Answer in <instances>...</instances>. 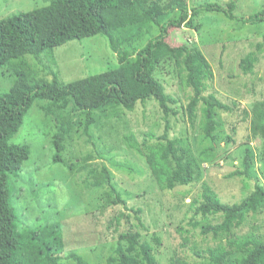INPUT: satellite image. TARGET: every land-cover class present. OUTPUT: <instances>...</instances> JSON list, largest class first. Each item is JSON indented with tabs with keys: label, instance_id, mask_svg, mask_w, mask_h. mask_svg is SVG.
I'll list each match as a JSON object with an SVG mask.
<instances>
[{
	"label": "trees",
	"instance_id": "16d2710c",
	"mask_svg": "<svg viewBox=\"0 0 264 264\" xmlns=\"http://www.w3.org/2000/svg\"><path fill=\"white\" fill-rule=\"evenodd\" d=\"M235 8L232 0L225 5L216 1L192 8L188 0H49L43 7L0 19V73L7 67L17 78L9 92L3 93L0 85V264H68L66 225L61 216V220L44 223L49 214L34 217L26 205L24 225L19 227L14 202V191L20 200L27 201L26 195H19L26 184L20 185L17 180L24 163L31 158V148L11 140L37 101L49 103L42 109L56 127L52 140L57 150L55 162L62 161L64 141L74 129L83 127L90 135L92 126H101L104 117L121 116V109L134 111L138 104L156 102L165 120L164 132H146L140 142L130 134L128 145L145 158L160 189L174 190L202 182L203 169L191 138L187 133L174 136L173 120L185 117L183 120L193 130L198 127L211 142L205 148L209 152L219 145V135L225 129L221 111L229 112L231 107L214 93L206 94L214 70L199 46L183 44L166 55H161L159 49L166 48L174 28L187 26L200 33L202 24L197 19L204 11L222 13L226 19L242 24L264 21V11L246 17L235 15ZM156 28L159 31L155 34ZM96 35L108 39L118 66L65 83L53 68L57 65L55 49ZM256 47L240 62L245 73H253L264 50V40ZM28 56L49 71L53 79L39 78ZM162 70L178 75L184 88L190 90L186 105L167 92L158 76ZM250 130L262 142L260 158L264 162V100L254 105ZM244 146L239 165L225 173V178H240L245 196L235 203L224 202L204 181L200 197L191 201L190 221L186 227L176 228L182 238L179 248L190 246L202 260L191 262L184 250L174 246L171 264H264V234L253 223L264 211V167L257 166V154L250 143ZM112 177L106 168L94 173L91 185L105 184L116 195L100 212L87 213L85 218L103 215L109 206L125 208H114L115 214L107 225L116 237L107 264H159L155 245L162 243L161 238L154 234L151 242L144 237L150 229L143 220V210L127 205ZM32 188L28 186L27 190L36 195L37 190ZM190 226L200 228L202 242L211 241L205 248L196 239L192 241L195 232ZM68 258L86 264L74 251Z\"/></svg>",
	"mask_w": 264,
	"mask_h": 264
},
{
	"label": "rangeland",
	"instance_id": "374dc122",
	"mask_svg": "<svg viewBox=\"0 0 264 264\" xmlns=\"http://www.w3.org/2000/svg\"><path fill=\"white\" fill-rule=\"evenodd\" d=\"M216 1L225 5L231 0H188V5L192 8L196 4ZM232 1L235 2L234 12L237 16L263 14L264 0ZM48 3L49 0H0V19L28 12ZM224 18L222 13L204 11L197 19L202 24L200 33L187 26L174 28L167 39L166 48L159 49L161 55H166L183 44L199 46L206 53L214 70V77L208 82L206 94L214 93L231 107L229 112L221 111L225 122V129L219 135L222 140L219 138V145L209 152H205V148L210 147L211 142L203 137L198 127L193 130L183 120L185 117L181 118L182 115L179 116L180 120H173L176 125L173 129L174 136L187 133L191 138L202 165V182L178 186L174 190H162L145 158L128 145L127 136L130 134H134L140 142L146 132L153 131L157 135L164 132L165 120L156 102L146 106L138 104L134 111L121 109V116L104 117L101 126H92L90 135L85 133L83 127L74 129L64 141L65 150L60 154L62 161L55 162L57 150L52 140L56 127L46 118L42 109L49 103L37 101L25 115L22 127L11 140L13 143L28 144L31 148V158L24 163L20 179L17 180L20 185L26 184L19 195H26L25 200L29 202H24V198L20 200L14 191L19 227L24 225L26 205L34 217L48 213L49 217L43 219L44 223L61 219L65 222V257L68 264H79L77 260L68 258L73 251L86 264H107L111 247L116 242L115 233H110L112 231L108 230L107 225L115 214V209L123 207L109 206L103 215L98 213L99 215L95 214L85 220L87 213L100 212L116 195L105 184L103 187L91 185L94 173L106 168L113 175L112 183L121 198L127 200V205L143 210V220L150 229L144 232V237L151 242L154 234L161 238L162 243L155 245L158 263L171 264L174 246L179 248L178 245L182 243L181 233L176 228L186 227L190 221L191 201L200 197L204 181L213 187L224 202L235 203L245 196L241 179H226L225 173L239 165L247 142L257 154V166L264 167L260 158L262 142L255 139L250 130L254 105L264 100V50L253 73H245L240 67L242 58L251 50H256L257 44L264 40V21L258 25H250L225 18L226 21ZM158 31L156 28L153 32L156 34ZM54 55L57 65L53 68L65 83L118 66L117 56L103 35L70 41L57 47ZM27 58L39 78L53 79L52 74L44 71L43 66L33 57ZM158 76L168 93L180 98L184 105L188 103L190 90L184 88L178 75L162 70L158 72ZM16 79L11 69L6 67L1 71L2 92H9ZM198 114H201L200 109ZM33 185L37 190L36 195L30 194L33 190H27L28 186L32 188ZM91 221L93 223H89ZM253 223L264 234V211ZM189 228L195 232L194 238H191L193 242L196 239L203 248L211 242H202L200 228ZM179 249L184 250L186 259L191 262L202 260L195 256L190 246Z\"/></svg>",
	"mask_w": 264,
	"mask_h": 264
}]
</instances>
